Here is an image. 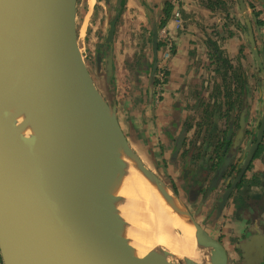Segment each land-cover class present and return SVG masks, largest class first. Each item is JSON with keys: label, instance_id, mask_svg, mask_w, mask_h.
Listing matches in <instances>:
<instances>
[{"label": "water", "instance_id": "obj_1", "mask_svg": "<svg viewBox=\"0 0 264 264\" xmlns=\"http://www.w3.org/2000/svg\"><path fill=\"white\" fill-rule=\"evenodd\" d=\"M122 1L117 3L120 9ZM239 2L244 11V0ZM118 17L119 13L110 20L97 63L100 67L104 57L107 81L113 84ZM247 25L250 28L248 20ZM157 33L153 23V85ZM247 36L264 75V56L255 47L252 30ZM5 61H13L10 70L26 65L21 83L30 85L29 97L20 99L5 79L1 69ZM113 89L110 98L103 94L85 64L78 44L77 0H0V252L5 264L7 260L26 264H229L226 247L198 220L201 210L192 213L172 183L162 179L132 148L137 132L130 133L131 141L126 136L117 112L115 84ZM99 97L112 115L110 138L115 145L95 128ZM243 126L242 119L239 138ZM257 135L240 175L222 197L217 216L262 144L264 103ZM183 140L178 138L176 153ZM101 148L118 151L183 204L185 222L181 225L187 226L204 255L200 262L187 256L181 259L182 255L160 244L146 250L142 244L149 237L146 233L107 213L113 191L103 183L110 170L99 163ZM253 234L237 247L241 264L264 261V233ZM19 248L30 255L19 253Z\"/></svg>", "mask_w": 264, "mask_h": 264}, {"label": "rangeland", "instance_id": "obj_2", "mask_svg": "<svg viewBox=\"0 0 264 264\" xmlns=\"http://www.w3.org/2000/svg\"><path fill=\"white\" fill-rule=\"evenodd\" d=\"M202 1L207 4V6L215 1H219L220 4H215L216 7L214 10H211L213 15H209L211 18L209 20L206 19V23L204 24V31H207L204 34L206 39L204 45L206 55L199 62L203 71L199 82H193L195 85L192 87V93L196 98H194L195 101L192 102V104L189 103L192 113L182 122L184 124L180 133L174 140H170L166 133L164 134V129L160 130L154 121L152 125L150 123L147 128H142L141 122L136 121L134 117L131 118L127 114V118L126 113L124 115H119L122 128L124 132H126V136L130 141L132 139L130 133L137 132L136 139L131 142L132 148L136 150L141 159L144 160L145 164L151 169H156L155 172H158L162 179L172 183L175 191L176 188L173 184V176L175 175L171 172V168L167 166L169 162L172 165L174 161L171 156L168 163L164 158L165 155H169V151L170 153L176 151V142L178 138L182 139L183 135H185V141H183L187 142L186 146H184L179 154L182 155L191 147V144H194L196 145L194 150L195 153L196 151H201L200 154L202 158L204 156L205 160L206 157L209 158V155L212 154L211 151L214 147L213 144H216V142L222 140L224 137L223 131H235L232 134V137L230 134V138H232L235 146L233 145L234 147L229 151L231 152V155L228 154L225 156L223 162L228 161V164L237 163L239 159H244V152L252 143L253 136L250 135V132L252 131L250 126H253L254 124L250 125L251 122L254 121L253 123H255L256 117L259 121L261 114H263L264 75L260 72L256 59L252 55L250 41L247 36L248 31L245 32L243 30V25L247 23V20H259L264 22V1L244 0L246 4L244 11L240 9L237 0ZM175 3H178V0L173 4ZM147 4L149 3L143 2V8H141L142 10L140 11L144 18L143 20L148 22L146 25L153 28V23L150 21L153 18V14L155 15L159 10L158 8L153 7V2L151 3V8ZM173 4H170L169 2L165 4L163 8L166 9L167 6H173ZM252 5L255 6L252 7ZM165 9H163V11ZM117 13H119L121 17L127 13V9L125 10V1L123 3V8L120 9L117 7L116 0H96L95 5L92 8L89 7L87 0H77V31L79 48L88 70L94 77L96 85L108 98L111 97L110 91L114 90L113 87L115 82L113 84L107 81L104 57L101 61L100 67L97 66V63L98 56L102 53L100 46L105 43L110 20L113 17L112 15H116ZM136 13H138V11ZM238 25L242 28H239ZM159 26L160 24L158 23L157 27L158 32L160 33L164 28L160 29ZM128 27L133 30L134 23L131 22ZM259 29L261 37L258 38V43L263 45L264 26H259ZM139 37L142 39L140 31ZM209 39L215 41L219 47V52H221L219 62L216 61V58L213 57V55H210L211 50L207 43ZM152 42L153 41L151 40L149 44L151 58L153 52ZM173 52L174 45L172 44L170 46L168 42L162 41V47L158 51L159 60L156 66L157 70L154 85L151 84L152 75L151 77H148L147 85V89L150 85V99L153 103L151 104L154 107L166 91L169 70L168 65L173 57ZM224 60L227 61L226 64L222 63ZM243 81L245 82L244 86L246 92L245 95H243V106L240 109L239 100L242 95ZM107 97H105L106 100ZM99 98L100 100L102 99L101 97ZM117 104L119 105L118 101ZM104 112H106V110ZM117 112H119L118 109ZM110 114L111 113H109V115ZM131 119L132 122H130ZM240 119H243L244 126L242 128L243 135L239 138L237 137V132L240 129L234 128V123H238ZM128 124H131L134 129H131ZM146 124L148 123L146 122ZM109 127L110 126L106 125L107 130ZM108 132L110 133L109 130ZM166 141L170 146L168 143V145L164 144ZM183 158L184 157H182L181 160L182 162ZM260 167L262 168L263 166L261 165ZM216 174L219 175V171ZM211 190H216V187H212ZM184 193L188 194V192ZM209 196L210 194L207 196L208 199ZM207 198L198 204L199 208H197V210H201L198 220H200L202 224L208 226L212 231V234L218 238V240L221 239L226 245V249H228V252L231 255L229 264H241V252L237 247L241 246L244 243V240L250 238L253 232L262 231V233H264V216L262 217V221L259 222L258 227L252 228L251 231L249 229L253 226H249V224L238 219H233L232 221V217L229 214H227L225 218L221 215L217 216L218 208L215 206L216 209L213 207L205 212L204 208H206L205 203L208 200ZM186 201L190 204L187 205L189 210L192 213L197 212V205L194 204V200L188 198ZM249 232L251 235L246 237ZM202 255L203 254H201V256ZM0 264H5L1 252Z\"/></svg>", "mask_w": 264, "mask_h": 264}, {"label": "crops", "instance_id": "obj_3", "mask_svg": "<svg viewBox=\"0 0 264 264\" xmlns=\"http://www.w3.org/2000/svg\"><path fill=\"white\" fill-rule=\"evenodd\" d=\"M118 1L116 0V4ZM124 1L127 13L122 17L119 15L121 18L118 17L113 40L118 113H126L127 118L128 115L134 117L136 121L141 122L142 128H147L154 121L160 130L164 129V134L166 133L170 140H174L182 129V122L192 113L189 103L192 104L196 98L192 93V87L195 85L193 82L197 83L201 78L203 70L199 62L206 55L204 34L207 31H204V24L213 12L202 0H178L175 4L173 3L177 0H123L121 8ZM87 2L92 8L96 0ZM143 2L149 3L147 5L150 8L153 2V7L158 8L159 12L153 14L150 21L156 24L165 20L163 6L169 2L173 4L164 27L167 28L168 37L174 45V52L168 65L166 91L155 107L150 99V85L147 89L148 77H151L155 70L153 44L152 58L149 51L150 41H153V28L146 25L148 22L143 20L141 15ZM177 13L180 14V20L176 17ZM131 22L134 23V31L128 27ZM139 31L142 39L139 37ZM167 143L164 142L168 145ZM170 154L169 151V155L165 157H170ZM194 159L201 161L196 156ZM228 256L231 258L230 254Z\"/></svg>", "mask_w": 264, "mask_h": 264}, {"label": "bare ground", "instance_id": "obj_4", "mask_svg": "<svg viewBox=\"0 0 264 264\" xmlns=\"http://www.w3.org/2000/svg\"><path fill=\"white\" fill-rule=\"evenodd\" d=\"M8 52L13 53L12 50ZM13 61H5L1 64L4 77L14 86L20 99L27 98L31 94V87L27 83H21V77L27 67L22 64L19 68L10 70L9 67ZM96 106L98 112L95 117V128L107 137L112 145H115L114 140L110 138L113 134L112 116L109 115L102 99H97ZM106 125L110 126L108 129L110 133ZM98 151L99 163L108 171L110 170L109 176L103 178V183L109 189L111 188L114 195L107 206V213L120 222L136 226L142 233H146L149 237L142 241L146 250L160 244L165 249L182 255L179 257L181 259L187 256L200 262L204 255L201 256L202 253L196 250L194 236L187 226L181 225L185 222L184 206L172 192L150 174L137 169L131 160L123 158L118 151L106 152L103 148ZM18 252L25 256L30 255L20 248ZM8 262L9 264H26L16 260H7V264Z\"/></svg>", "mask_w": 264, "mask_h": 264}, {"label": "flooded vegetation", "instance_id": "obj_5", "mask_svg": "<svg viewBox=\"0 0 264 264\" xmlns=\"http://www.w3.org/2000/svg\"><path fill=\"white\" fill-rule=\"evenodd\" d=\"M237 1L239 2V0H237ZM244 3H245V1H244ZM239 6H240V9L242 10L240 2H239ZM245 7H246V4H245ZM177 14H179V13H177ZM177 14H176V17L178 20H180V14L178 16H177ZM249 22H250V26H253V20H250ZM245 24L247 25V23H245ZM161 28L162 29L164 28L163 30H165L166 33H165V37H162V31L163 30H161L160 33L159 32L157 33L158 49H157L156 64L158 63V60H159L158 51L162 47V41L168 42L170 44V46L172 45V41L168 37L167 28L164 26H162ZM258 28H259V26H258ZM157 30H158V27H157ZM259 32H260V29H259ZM253 36H254L255 43H256L255 47L259 52V50L264 48V44L263 45L259 44L258 39L255 38L254 34H253ZM152 39H153V37H152ZM159 45H161V47H159ZM251 50L253 51V47H251ZM259 55H260V52H259ZM255 59H256L257 65L259 67L258 60L256 57H255ZM154 61H155V58H154ZM262 62L264 63L263 59H262ZM260 71H261V69H260ZM261 73H262V71H261ZM261 117H262V114H261ZM261 117H260L259 121L257 120V117H256L255 123H253L254 121L252 120L253 122H251L250 125L254 124L255 126L249 125L250 128L252 129V131L250 132V135L253 136L252 143L250 144V147H252L257 141V137H258L257 133H258V130H259L260 125H261ZM228 131L225 132V137L229 140L230 134L228 136V133H229ZM234 132L235 131H233V133ZM183 133H184V131H183ZM232 134H231V137H232ZM184 136L185 135H183L182 139H184ZM184 141H185V139H184ZM184 141H183V147L181 148L180 152L182 151L184 146H186V144H187V142L185 144ZM263 142H264V139H263L260 147L263 145ZM209 145H211V144H209ZM213 145H214V147H213V150L211 151L212 154L209 155V158L206 157L207 160H206V158L204 160V156L202 158V156L200 154L201 151H199V152L196 151L197 154L195 153L194 150H195L196 145H194V144H191V147L187 151H185V153H183L182 155L179 154L180 152L179 153H176V151L171 152L173 154H171L170 156L173 158V161H174V163H172V165L170 164V162L168 163V161L171 159V157L170 158H167V157L164 158L166 160V162L168 163L167 166L171 168V172H173V174L176 176V178H175V176H173V184L176 188V193L186 205L189 204V202H187L186 200L188 198L189 199L191 198L194 200V204L197 205V207H196V210H197V208H199L198 204L201 201L205 200L207 198V196L210 194L209 199L207 198L208 200L205 203V207H206V208H204L205 212H207L208 210H210L214 206L216 208H218V211H219V204L222 201L223 195L234 185L235 181L237 180L238 176L240 175V173L244 167L246 159L248 158V153H247L248 148H247L244 152L246 154L245 159L240 160V163L242 162V160H243V163L241 165H239V167H238L239 172L238 173L234 174V172L231 171L232 165L238 166L237 163L227 164L226 168L223 170V166L225 164V162H223V160H224L225 156H224L223 160H221L220 159L221 153H219V154L217 153V146H219V143L216 142V144H213ZM232 146H233V143H232ZM230 147H231V145L229 146V148ZM248 147H249V145H248ZM176 150H177V148H176ZM258 150H257V152H258ZM257 152H256V154H257ZM194 156L199 157L201 159V161L196 162L197 158L194 159ZM182 157H184L183 162L181 161ZM255 157H256V155H255ZM255 157L253 158L248 169L245 171L241 180L237 183V185L234 187L233 191L230 193L229 198L227 200V203L224 206V209L223 208L221 209V213H220V215L224 218L227 216V214H229L232 217L231 218L232 221H233V219H238L242 222L244 221V223H246V224H249V226H253L249 230H251L252 228L258 227L259 222L262 221V217L264 216V212L258 219L252 218L251 214L260 215L261 213H259V211H261L262 207H264V203L262 206L261 205L256 206L255 209L249 208L248 211L246 209H244V210L239 209V204L236 201L239 199L236 187L238 185H240L243 180L251 181L252 178L256 174L264 173V160L262 159L264 157V147H263V154L261 155V157H259V158H255ZM256 162H259V163H256ZM251 165H252V169H251ZM261 165L263 166L262 168L260 167ZM218 171H219V173L221 172V175L216 174ZM259 180H261L260 182L264 183V176H261ZM212 187H216V190H211ZM254 189L258 190L260 188L255 187ZM184 192H188V194H185ZM256 192L255 193L249 192L247 198L250 200H255L253 198V196L256 194ZM204 211H202V212H204ZM227 211H231V212H227ZM238 211H242L240 216H237ZM250 232L246 237H249L251 235ZM219 241L224 246H226L221 241V239H219ZM227 252H228V250H227ZM228 255H229V252H228Z\"/></svg>", "mask_w": 264, "mask_h": 264}, {"label": "trees", "instance_id": "obj_6", "mask_svg": "<svg viewBox=\"0 0 264 264\" xmlns=\"http://www.w3.org/2000/svg\"><path fill=\"white\" fill-rule=\"evenodd\" d=\"M216 3L220 4L219 1H215V2H212L211 4H209L208 5V8L210 10H214V8L216 7L215 6ZM254 6L255 5H252V7H254ZM170 9H171V5L166 7V9H165V20L163 22H161L159 28H161L162 26L165 25L166 18H168V15L170 13ZM261 25L264 26V22L263 21L253 20V26H250V28H249L248 25L245 24V25H243V30L245 32L248 31V33L252 30L253 34L255 35V38L258 39V38L261 37V33L259 32L258 26H261ZM238 26H239V28L241 27L240 25H238ZM248 33H247V35H248ZM207 43H208L209 49L211 50L210 51L211 52L210 55L211 56L213 55V57L216 58V61L219 62L220 61L221 52H219L218 45L216 44L215 41H212L211 39H209L207 41ZM159 47H161V45H159ZM259 52H260V55L261 56L262 55L264 56V48H262L261 50H259ZM222 63L223 64H226L227 61L224 60V61H222ZM259 70H260V68H259ZM244 84H245V82L242 84V95H241L240 100H239L240 109L243 106V95H245V92H246V88H245ZM238 120H239V118H238ZM241 120L242 119H240V121L238 123H234V128L241 129ZM225 132L226 131H223V133H224V137L222 138L223 140H219L218 141L219 146H217V153L218 154L221 153V156H220V159L221 160H223L224 156H226L227 154L231 155V152H229V151H231V149L233 147L232 146L233 141L231 140L232 138L229 137L230 138L229 139L230 141H229L225 137ZM228 132H229L228 133V136H229V134H232L233 133V131H230V130ZM184 143L186 144V142H184ZM230 145H231V147L229 148ZM263 147H264V142H263V145L259 148V150H258L255 158L261 157V155L263 154ZM245 156H246V154H245ZM244 159H245V157H244ZM262 159L264 160V157ZM240 160L241 159H239V161L237 162L238 166L232 165V167H231V171H233L234 174L239 172L238 167H239V165H241L243 163V160H242L241 163H240ZM251 169H252V165H251ZM261 176H264V173L256 174L252 178L251 181L243 180L242 183L236 187L237 194L239 196V199L236 200V201L239 204V209H241V210L246 209L248 211L249 208L255 209L256 206H259V205L262 206L263 205V203H264V183L263 182H260L261 180H259ZM255 187H258L260 189L256 190V189H254ZM249 192H254V193L256 192V194L253 196V198L255 200H250V199L247 198ZM263 212H264V207H262V210L259 211V213H261L260 215H258V214H251V217L252 218H255V219H258L263 214ZM241 213H242V211H238L237 216H240ZM262 264H264V261H263Z\"/></svg>", "mask_w": 264, "mask_h": 264}, {"label": "built area", "instance_id": "obj_7", "mask_svg": "<svg viewBox=\"0 0 264 264\" xmlns=\"http://www.w3.org/2000/svg\"><path fill=\"white\" fill-rule=\"evenodd\" d=\"M179 14H177V16H178ZM165 33H166V31L165 30H163L162 31V37H165Z\"/></svg>", "mask_w": 264, "mask_h": 264}]
</instances>
